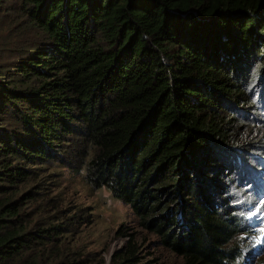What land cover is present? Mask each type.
Instances as JSON below:
<instances>
[{"label": "trees", "instance_id": "16d2710c", "mask_svg": "<svg viewBox=\"0 0 264 264\" xmlns=\"http://www.w3.org/2000/svg\"><path fill=\"white\" fill-rule=\"evenodd\" d=\"M20 9L44 37L13 71L0 68V264H41L47 231L29 230L17 188L36 166L59 163L71 138L91 152V186L129 206L183 264H244L240 238H252L264 194L254 155L264 141L240 142L264 127V0ZM136 253L132 239L114 264H136Z\"/></svg>", "mask_w": 264, "mask_h": 264}, {"label": "rangeland", "instance_id": "374dc122", "mask_svg": "<svg viewBox=\"0 0 264 264\" xmlns=\"http://www.w3.org/2000/svg\"><path fill=\"white\" fill-rule=\"evenodd\" d=\"M4 2L0 12V68L5 72L13 71L28 48L41 44L38 41L44 36L30 26L20 9V0ZM5 123L11 130L19 129L15 119L7 118ZM242 139L263 142L264 127L242 131L240 142ZM82 148L81 140L71 138L59 163L36 166L30 170V178L17 188L16 198L22 203L23 219L29 230L47 231L43 234L45 245L36 254L41 264H114L116 255L132 239L137 251L136 264H183L181 257L141 225L129 206L115 200L105 188L91 186L84 168L91 152L84 158ZM254 155L264 160V155ZM262 173L264 180V170ZM263 200L264 194H260L253 208L256 222L250 227L252 238H240L244 264H264ZM166 204L174 209L173 203ZM174 229L184 231L185 227L178 220Z\"/></svg>", "mask_w": 264, "mask_h": 264}, {"label": "snow or ice", "instance_id": "6c2138e0", "mask_svg": "<svg viewBox=\"0 0 264 264\" xmlns=\"http://www.w3.org/2000/svg\"><path fill=\"white\" fill-rule=\"evenodd\" d=\"M259 211V210H258Z\"/></svg>", "mask_w": 264, "mask_h": 264}]
</instances>
